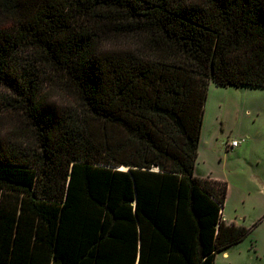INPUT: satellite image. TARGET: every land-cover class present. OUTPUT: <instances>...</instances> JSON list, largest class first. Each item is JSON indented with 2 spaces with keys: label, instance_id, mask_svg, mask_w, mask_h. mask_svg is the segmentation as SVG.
Instances as JSON below:
<instances>
[{
  "label": "trees",
  "instance_id": "1",
  "mask_svg": "<svg viewBox=\"0 0 264 264\" xmlns=\"http://www.w3.org/2000/svg\"><path fill=\"white\" fill-rule=\"evenodd\" d=\"M211 83L264 89V0H0V264H215L246 239L195 175Z\"/></svg>",
  "mask_w": 264,
  "mask_h": 264
},
{
  "label": "rangeland",
  "instance_id": "2",
  "mask_svg": "<svg viewBox=\"0 0 264 264\" xmlns=\"http://www.w3.org/2000/svg\"><path fill=\"white\" fill-rule=\"evenodd\" d=\"M232 139L244 143L227 152ZM224 172L230 178L224 216L251 233L217 254L215 264H264V89L209 86L195 175Z\"/></svg>",
  "mask_w": 264,
  "mask_h": 264
},
{
  "label": "crops",
  "instance_id": "3",
  "mask_svg": "<svg viewBox=\"0 0 264 264\" xmlns=\"http://www.w3.org/2000/svg\"><path fill=\"white\" fill-rule=\"evenodd\" d=\"M229 141V140H228ZM243 144V143H242ZM241 146V145H240ZM240 150V153L241 152H243L244 151V148H240V149H238V151ZM230 152L231 150H227V152ZM210 178L212 177V176H209ZM212 179H215V180H219V181H225L228 185H229V183H230V178H229V174H225V172L224 173H222V174H218V175H216L215 177H212ZM228 188H229V186H228ZM229 195H230V188L228 189V194H227V198H226V204L228 203V201H229ZM222 217H223V220L226 222V223H233L232 222V220H227V218H225V216H224V209H223V213H222ZM235 224V223H234Z\"/></svg>",
  "mask_w": 264,
  "mask_h": 264
},
{
  "label": "built area",
  "instance_id": "4",
  "mask_svg": "<svg viewBox=\"0 0 264 264\" xmlns=\"http://www.w3.org/2000/svg\"><path fill=\"white\" fill-rule=\"evenodd\" d=\"M242 143H244L243 139H232L230 141H227L225 143V146L227 150H233L235 148H238L240 145H242Z\"/></svg>",
  "mask_w": 264,
  "mask_h": 264
}]
</instances>
